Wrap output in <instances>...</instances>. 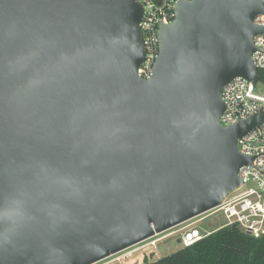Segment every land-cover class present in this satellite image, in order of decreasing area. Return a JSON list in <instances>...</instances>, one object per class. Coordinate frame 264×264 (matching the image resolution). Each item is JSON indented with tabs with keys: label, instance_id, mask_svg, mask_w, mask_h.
Wrapping results in <instances>:
<instances>
[{
	"label": "water",
	"instance_id": "95a60500",
	"mask_svg": "<svg viewBox=\"0 0 264 264\" xmlns=\"http://www.w3.org/2000/svg\"><path fill=\"white\" fill-rule=\"evenodd\" d=\"M153 75L139 0H0V264H95L216 206L251 162L222 93L264 82V0H183Z\"/></svg>",
	"mask_w": 264,
	"mask_h": 264
},
{
	"label": "built area",
	"instance_id": "2783aa9c",
	"mask_svg": "<svg viewBox=\"0 0 264 264\" xmlns=\"http://www.w3.org/2000/svg\"><path fill=\"white\" fill-rule=\"evenodd\" d=\"M139 1L144 7L140 25L144 36L146 58L139 66L138 74L144 79H150L161 50L160 27L176 19L177 4L183 0ZM255 23L264 27V14L259 15ZM255 46L254 63L258 71H264V32L255 37ZM260 85L264 86V82L259 81L255 85L251 80L237 77L223 89L222 97L225 104L222 114L223 125L236 124L257 113L263 115V120L258 127H254L238 139L239 151L251 158V162L240 169L241 186L230 193L220 205L192 218L191 224L195 223V225L190 227L187 225L179 229L181 233L178 241L182 247L191 246L214 231L230 225L240 226L256 238L264 236V91L260 90ZM214 212L221 213L226 221L219 228L202 233L197 224ZM174 233L177 232L170 234ZM158 235L145 241L155 245L159 240ZM115 260L120 263V257Z\"/></svg>",
	"mask_w": 264,
	"mask_h": 264
},
{
	"label": "trees",
	"instance_id": "16d2710c",
	"mask_svg": "<svg viewBox=\"0 0 264 264\" xmlns=\"http://www.w3.org/2000/svg\"><path fill=\"white\" fill-rule=\"evenodd\" d=\"M259 73L264 79V71ZM146 264H264V236L256 238L237 225L225 226Z\"/></svg>",
	"mask_w": 264,
	"mask_h": 264
},
{
	"label": "rangeland",
	"instance_id": "374dc122",
	"mask_svg": "<svg viewBox=\"0 0 264 264\" xmlns=\"http://www.w3.org/2000/svg\"><path fill=\"white\" fill-rule=\"evenodd\" d=\"M259 88L264 91L263 85H260ZM225 221L221 213L214 212L207 215L205 219L197 225L199 230L205 233L208 230L219 228ZM191 223L192 221L189 220L173 229L160 233L157 236L159 240L155 245L150 244L148 241H142L95 264H146L148 261H155L158 258L169 255L182 248V244L178 241V236L181 233L179 229L187 225H189V227L195 225V223ZM174 231L177 233L170 234ZM117 257H120V263L115 260Z\"/></svg>",
	"mask_w": 264,
	"mask_h": 264
}]
</instances>
